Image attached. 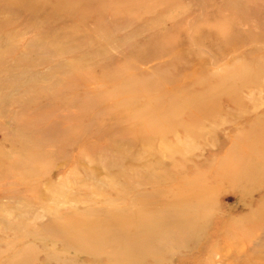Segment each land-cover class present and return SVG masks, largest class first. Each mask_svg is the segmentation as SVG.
I'll list each match as a JSON object with an SVG mask.
<instances>
[{
	"label": "rangeland",
	"instance_id": "1",
	"mask_svg": "<svg viewBox=\"0 0 264 264\" xmlns=\"http://www.w3.org/2000/svg\"><path fill=\"white\" fill-rule=\"evenodd\" d=\"M0 264H264V0H0Z\"/></svg>",
	"mask_w": 264,
	"mask_h": 264
}]
</instances>
